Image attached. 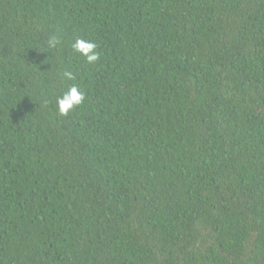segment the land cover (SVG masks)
Masks as SVG:
<instances>
[{
  "label": "trees",
  "instance_id": "trees-1",
  "mask_svg": "<svg viewBox=\"0 0 264 264\" xmlns=\"http://www.w3.org/2000/svg\"><path fill=\"white\" fill-rule=\"evenodd\" d=\"M0 264H264V0H0Z\"/></svg>",
  "mask_w": 264,
  "mask_h": 264
},
{
  "label": "clouds",
  "instance_id": "clouds-1",
  "mask_svg": "<svg viewBox=\"0 0 264 264\" xmlns=\"http://www.w3.org/2000/svg\"><path fill=\"white\" fill-rule=\"evenodd\" d=\"M61 43L57 36H51L46 42L49 49L56 48ZM73 53L88 65H95L100 60L98 45L89 39L76 38L71 44ZM62 79L65 81H75L76 76L71 71H64ZM85 93L76 83H72L62 95L56 98L55 107L57 114L66 117L70 112L81 106L85 101Z\"/></svg>",
  "mask_w": 264,
  "mask_h": 264
}]
</instances>
